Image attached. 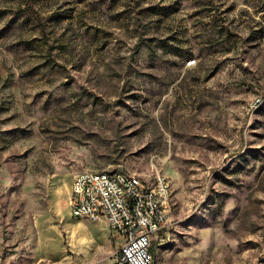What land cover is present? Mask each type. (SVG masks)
<instances>
[{"label": "rangeland", "instance_id": "374dc122", "mask_svg": "<svg viewBox=\"0 0 264 264\" xmlns=\"http://www.w3.org/2000/svg\"><path fill=\"white\" fill-rule=\"evenodd\" d=\"M83 171L168 178L152 264H264V0H0V264H117Z\"/></svg>", "mask_w": 264, "mask_h": 264}, {"label": "built area", "instance_id": "2783aa9c", "mask_svg": "<svg viewBox=\"0 0 264 264\" xmlns=\"http://www.w3.org/2000/svg\"><path fill=\"white\" fill-rule=\"evenodd\" d=\"M76 175L81 179V187L69 192L71 217L104 219L112 231L122 236L117 264H152L153 235L166 225L169 217L166 209L155 205V197L166 201L162 183H167L168 178L156 177L159 189L149 193L146 180L136 182L133 174L83 171ZM117 184H126V194L117 193ZM82 198H89V206H82ZM132 209H139V221H132Z\"/></svg>", "mask_w": 264, "mask_h": 264}, {"label": "bare ground", "instance_id": "6f19581e", "mask_svg": "<svg viewBox=\"0 0 264 264\" xmlns=\"http://www.w3.org/2000/svg\"><path fill=\"white\" fill-rule=\"evenodd\" d=\"M156 177H165V176L163 174L158 173L153 177L151 182H147V191L149 193H157V189H159V180H157ZM136 182H145V181L142 180L140 177L136 176ZM80 187H81V180L79 181L76 189H80ZM162 191L167 192L166 201H163L162 197H155V205L159 206V209H166V211H168L169 213L170 205H171V190L168 180L167 183H162ZM117 193L126 194V184H117ZM82 206H89V198H82ZM70 213L72 215V208H70ZM72 217L75 219H79V216H72ZM80 219L89 220V221L104 220V219L87 218V215H80ZM132 221H139V209H132ZM112 235L118 240V243L122 242L123 238L117 231H112Z\"/></svg>", "mask_w": 264, "mask_h": 264}, {"label": "crops", "instance_id": "0c3cea01", "mask_svg": "<svg viewBox=\"0 0 264 264\" xmlns=\"http://www.w3.org/2000/svg\"><path fill=\"white\" fill-rule=\"evenodd\" d=\"M76 188H77V186L74 188V190H75ZM74 190H73V191H74ZM117 241H118V240H117ZM150 250H152V248H150ZM151 253H152V252H151ZM152 255H153V254H152Z\"/></svg>", "mask_w": 264, "mask_h": 264}, {"label": "trees", "instance_id": "16d2710c", "mask_svg": "<svg viewBox=\"0 0 264 264\" xmlns=\"http://www.w3.org/2000/svg\"><path fill=\"white\" fill-rule=\"evenodd\" d=\"M152 254H153V249L151 250Z\"/></svg>", "mask_w": 264, "mask_h": 264}]
</instances>
